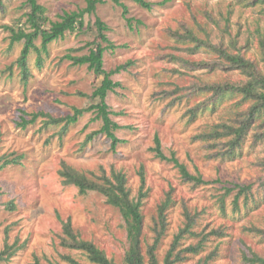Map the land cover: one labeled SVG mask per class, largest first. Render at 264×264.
<instances>
[{
  "label": "rangeland",
  "instance_id": "obj_1",
  "mask_svg": "<svg viewBox=\"0 0 264 264\" xmlns=\"http://www.w3.org/2000/svg\"><path fill=\"white\" fill-rule=\"evenodd\" d=\"M152 7L144 8L132 0H123V8L107 0L99 4L97 14L109 27L108 36L117 45L104 56L108 71L128 63L113 75L122 86L108 94L107 102L116 114L112 118L122 127L116 135L124 141L114 151L111 139L100 134L85 143L89 134L99 130L96 100L91 98L101 84L95 73L88 41L94 32H67L53 41L48 53L32 51L29 64L32 73L23 80L16 63L24 42L11 44L8 26L17 27L26 20L29 6L24 0H0V157L21 156L20 163L0 169V250L6 241L17 250L8 261L0 264H71L70 255L84 264H92L87 255L61 244L64 222L69 219L80 237L94 242L118 264H125L129 247L123 216L117 207L107 203L105 195L92 191L81 194L72 184H64L60 175L62 162L75 169L98 175L104 169L126 173L131 196L141 191V171L144 172L142 212L144 214L143 246L145 252L154 243L155 221L159 222L158 206L171 192L173 201L166 211L167 228L157 244L159 263L172 248L176 234L185 226V209L195 213L192 230L185 233L177 247L184 260L192 264L208 260V264H251L243 257L250 247L264 256V236L252 232V225L264 228V129L252 126L241 146L234 153L223 154L227 138L201 139L198 134L213 129L218 122L231 121L236 110L248 106L241 95H226L215 105L200 112L191 121L190 107L206 99L209 93L197 92L178 100L193 81L231 80L247 77L239 70L194 68L186 60H215L217 54L209 48L189 50L171 31L194 28L196 33L219 46H227L255 60L264 70L260 37L264 36V3L254 0H148ZM47 15L57 19L65 10L87 5L86 0H38ZM87 15L86 22H95ZM141 20V23H137ZM201 24L202 28L198 26ZM235 42V46L232 42ZM40 45V40L37 41ZM83 46L82 48H79ZM76 49V50H74ZM85 55L86 62L73 65L64 56ZM178 57V58H177ZM182 58V59H181ZM12 67V70L10 67ZM178 86L183 90H178ZM84 93V94H83ZM189 93V92H188ZM76 123L63 128L64 122L45 126L43 118L22 128L18 122L23 112L44 111L56 117L73 114L74 108H87ZM234 114H233V113ZM130 126V127H129ZM162 139L168 157L175 156L188 169L200 172L208 184L195 185L181 177L173 162L155 156L154 136ZM221 138V139H220ZM220 150V153L218 152ZM219 180V181H215ZM250 185L247 194L239 198L235 209L234 189L221 209L219 196L234 184ZM16 207L9 209L8 203ZM186 207V208H185ZM213 230H222L223 233ZM199 251H186L199 246ZM250 255V254H249Z\"/></svg>",
  "mask_w": 264,
  "mask_h": 264
},
{
  "label": "trees",
  "instance_id": "obj_2",
  "mask_svg": "<svg viewBox=\"0 0 264 264\" xmlns=\"http://www.w3.org/2000/svg\"><path fill=\"white\" fill-rule=\"evenodd\" d=\"M105 1L107 0H86L87 5L85 7L72 11L65 10L62 14L58 15L57 19H52L47 15L46 7L40 4L38 0H24L25 4L29 6V11L26 13V20L24 23L20 25L18 24L17 27H8L11 31V44L21 41L24 42L22 51L16 63L20 67L25 82L28 81L29 76L32 73L29 64V56L32 51L37 52V54H42L43 52L48 53L49 44L53 41L64 38L67 32H86V30H92L94 32L95 30L96 38L88 41L85 44V47L90 48V54H92L91 60L95 73L102 76L101 84L97 86L91 94V98L96 100L94 106L97 107V117L101 119L102 126L99 130L89 134L85 143L93 140L97 135L106 134V136L111 139L112 150L115 151L118 144L124 141V139L122 140L116 135V130L122 126L112 118V115L116 114V112H113L110 109L107 97L110 92L115 91L122 86L120 81L114 80L113 75L116 72L127 68L128 63L122 64L115 70L110 71L104 67L105 53L117 48V45L108 36V24L97 14L98 5L103 4ZM110 1L123 8L124 17H126L128 23L132 25V21L135 19L127 16L129 10L123 0ZM132 1L144 8L150 9L152 7V4L148 0ZM259 2L264 3V0H254V3L258 4ZM87 15H95V22L87 23ZM137 23H141V20H137ZM198 26L201 28L203 27L201 24H198ZM171 33L183 42L193 43V45L188 46L191 51L203 47L209 48L217 54V58L212 61L206 59L189 61L187 58L183 59L192 65V67L206 68L210 70V72L218 69H234L241 71L247 77L246 81L242 80L238 83L231 80L207 81L198 78L193 81L190 86L185 88V93L178 96V100H181L185 96L200 91L209 93L206 99L187 110L190 113L191 121L194 120L200 112L202 113L209 108H213L211 106L209 107V103L212 102L211 105L214 106V101L221 97H226V95L231 96L239 94L241 95V100L249 102L246 108L236 110V116L233 117L232 115V117H230L231 121L218 122L213 126V129L202 132L197 136L204 139V141L211 138H227L228 141L225 143L227 148L225 152L221 153H234V151L244 142L253 125L260 122V125L264 129V70L255 60L247 58L241 52H234L227 46H219L215 44L209 36H207V38L199 36L194 28L185 26L184 30L171 31ZM38 40H40V45L37 43ZM260 42L264 57V36L260 37ZM232 43L234 44L235 42L233 41ZM82 47L83 46L79 48ZM64 57L71 60L73 65H82L87 61L85 55L68 53ZM12 67L13 66L10 67L11 70ZM183 89V87L178 86V90L181 91ZM90 109V107L74 108L73 114H68L63 117H56L44 111L33 113H26L24 111L18 124L22 128H26L29 124L35 123L39 118H43V124L45 126L64 122L63 128L66 129L70 124L76 123L79 117L83 115L85 111ZM262 136H264L263 132ZM154 142L155 146L152 149L155 152V156L162 160L173 162L184 180L192 182L195 185L208 184L212 181L204 179L200 172H191L187 165L184 162H181L174 153L172 157H168L163 151L162 139L158 133L154 136ZM218 152L220 153V150H218ZM22 156L23 155L15 156L14 158H7L5 156L0 157V169H4L10 164L20 163V158ZM60 175L63 178L64 184H72L76 186L81 194H88L92 191L99 192L106 196L108 204L117 207L120 210L127 231V239L129 241V247L126 250L124 257L125 264H160L156 254V248L167 228L168 221L166 211L173 201L171 192H168L164 200L159 203V222L155 221L153 226L156 235L155 240L145 252L143 246L144 214L142 212V204L143 197L146 196L147 192L143 191L145 184L143 171H141L142 185L138 198L131 196L127 175L122 170H113L112 174L108 175L107 172L102 169L101 174L98 175L97 173L92 172L93 176H89L88 173H83L64 161L61 164ZM236 188L239 190L233 203L235 209H238L240 196L244 193L247 194L251 189V186L249 184L241 185L235 183L231 187H226L225 193L219 196L221 209L225 210L226 197ZM7 207L9 209H14L16 205L11 201L8 203ZM184 214L186 217L185 226L180 229L178 234H176L172 248L165 256L162 264H181L184 260V256L181 255V250L176 252L177 247L185 233H196L192 230L196 218L195 213L193 214L190 210L185 209ZM248 229L264 236V228L260 226L252 225L248 227ZM213 231L223 233L222 230ZM64 233L65 234L61 237V244L67 248L83 251L92 264H118L115 260L109 258L106 252L100 249L94 242L82 239L79 236L80 234L74 230L70 219L67 222H64ZM200 247L201 245L195 247L189 246L186 248V251L197 252ZM249 249L250 255L246 251L242 252L244 259L251 264H264V256L254 251L251 247ZM16 250L17 245L15 243L10 244L6 241L4 248L0 250V261H8ZM64 258L71 264H84L70 255H65ZM37 264L39 263L37 262ZM192 264H208V260L205 259Z\"/></svg>",
  "mask_w": 264,
  "mask_h": 264
}]
</instances>
